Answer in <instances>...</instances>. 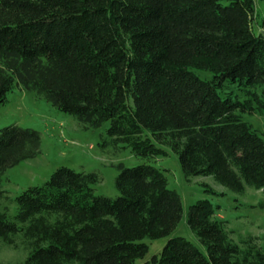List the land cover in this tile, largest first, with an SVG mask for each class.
<instances>
[{
	"label": "trees",
	"instance_id": "16d2710c",
	"mask_svg": "<svg viewBox=\"0 0 264 264\" xmlns=\"http://www.w3.org/2000/svg\"><path fill=\"white\" fill-rule=\"evenodd\" d=\"M264 1V0H262ZM257 0H0V106L16 88L34 92L115 148L147 163L118 166L115 198L97 195L93 173L58 168L43 185L0 210V242L28 256L22 264H136L145 239L168 237L184 204L150 161L170 147L188 183L212 176L234 194L260 190L264 138L244 115L264 114V33ZM195 71L212 74L201 79ZM150 133V135H147ZM41 134L0 129L1 180L41 154ZM207 192L219 195L213 188ZM264 209V201L260 203ZM220 206L198 200L187 225L203 252L170 238L143 264H264V237L238 245Z\"/></svg>",
	"mask_w": 264,
	"mask_h": 264
},
{
	"label": "rangeland",
	"instance_id": "374dc122",
	"mask_svg": "<svg viewBox=\"0 0 264 264\" xmlns=\"http://www.w3.org/2000/svg\"><path fill=\"white\" fill-rule=\"evenodd\" d=\"M256 6L259 16L254 24L255 32L264 33V1L257 0ZM195 73L203 80L212 78V74L206 71ZM244 120L264 138V114L244 115ZM7 125L35 129L42 138L41 154L10 168L1 180L2 188L9 199L0 201V210H8L10 216L17 213L16 204L11 200L30 187L46 183L58 168L67 166L77 172H95L101 181L94 185V192L115 198L119 195L116 189L118 166L123 163L132 168L147 163L135 157L130 148H115L106 135L108 124L101 129H85L74 116L59 111L34 92L16 88L8 94V102L0 106V129ZM147 135L151 136L150 133ZM163 148L167 155L150 163L169 170L166 172L169 187L182 196L183 219L168 237L145 239L143 242L150 248L149 253L144 259L137 260L136 264H143L154 255H159L168 240L174 237H185L205 252V248L190 231L186 218L189 207L198 200H211L216 206H220L217 217L227 221L228 231L238 245L242 238L248 236L260 239L264 237V209L259 207L264 201L262 191L247 188L244 194L237 195L219 186L212 176H196L188 183L177 155L170 147ZM206 185L219 195L207 192L209 188ZM17 242L18 247H9L0 242V264H22L25 261L27 250L21 239Z\"/></svg>",
	"mask_w": 264,
	"mask_h": 264
}]
</instances>
